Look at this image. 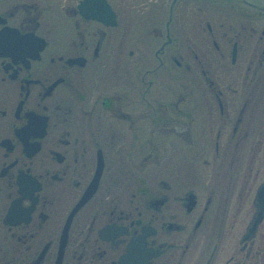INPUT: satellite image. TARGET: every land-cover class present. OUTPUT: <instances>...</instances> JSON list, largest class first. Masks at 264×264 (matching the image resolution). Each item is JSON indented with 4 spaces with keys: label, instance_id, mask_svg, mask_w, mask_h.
<instances>
[{
    "label": "flooded vegetation",
    "instance_id": "1",
    "mask_svg": "<svg viewBox=\"0 0 264 264\" xmlns=\"http://www.w3.org/2000/svg\"><path fill=\"white\" fill-rule=\"evenodd\" d=\"M149 1H131L126 18ZM76 5L0 0V30L46 41L37 59L4 43L0 52V264L41 255L38 264H55L99 151L96 192L74 215L60 264H121L135 239L151 250L147 264H206L211 251L208 264H264V218L243 238L264 178V13L246 11L221 28L237 47L226 64L213 58L226 57L220 44L202 50L196 37L159 28L140 37L120 27L115 5L113 26ZM65 18L71 31L44 22ZM206 31L213 44L214 29ZM30 112L43 125L22 134ZM27 176L37 187L29 195L20 188ZM14 205L30 207L24 219H9Z\"/></svg>",
    "mask_w": 264,
    "mask_h": 264
},
{
    "label": "rangeland",
    "instance_id": "2",
    "mask_svg": "<svg viewBox=\"0 0 264 264\" xmlns=\"http://www.w3.org/2000/svg\"><path fill=\"white\" fill-rule=\"evenodd\" d=\"M114 1V0H113ZM116 2H119V0H115ZM115 1H114V3H115Z\"/></svg>",
    "mask_w": 264,
    "mask_h": 264
}]
</instances>
